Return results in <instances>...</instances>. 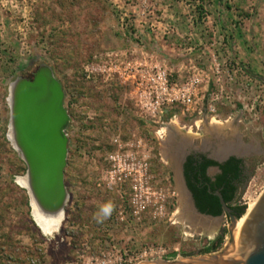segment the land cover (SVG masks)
I'll return each instance as SVG.
<instances>
[{
	"label": "rangeland",
	"instance_id": "374dc122",
	"mask_svg": "<svg viewBox=\"0 0 264 264\" xmlns=\"http://www.w3.org/2000/svg\"><path fill=\"white\" fill-rule=\"evenodd\" d=\"M42 64L70 115L53 236L33 222L8 136L10 85ZM175 138L201 153L238 140L252 149L239 201L263 194L264 0H0V264H156L231 248L227 215L207 219L212 234L175 221Z\"/></svg>",
	"mask_w": 264,
	"mask_h": 264
},
{
	"label": "water",
	"instance_id": "95a60500",
	"mask_svg": "<svg viewBox=\"0 0 264 264\" xmlns=\"http://www.w3.org/2000/svg\"><path fill=\"white\" fill-rule=\"evenodd\" d=\"M12 84L15 85V92L10 105V124L11 122L14 124V129L25 148L30 167V182L33 186L32 192H29L30 206L32 207L31 201L34 196L44 214V210L59 208L64 214L63 204L69 197L65 185V169L69 153L67 129L70 124V115L65 107V91L53 69L46 64L40 65L32 77H19ZM219 144L224 148L239 147L241 152L229 149L217 156L214 154V149ZM219 144L204 150V153L208 151L209 158L220 164L231 157L244 159L252 151L238 140L234 144L220 143L219 140ZM168 152L172 153L178 179L195 214L215 220L225 215L230 217L231 248L214 255L190 256L176 261H159L156 264H264V192L247 219L239 238V245L234 247V231L238 221L246 213L241 218L232 215L222 194L217 192L215 195L219 198L224 213L219 217L202 214L187 188L183 170L187 156L191 152L200 151L185 139L175 138L168 145Z\"/></svg>",
	"mask_w": 264,
	"mask_h": 264
},
{
	"label": "trees",
	"instance_id": "16d2710c",
	"mask_svg": "<svg viewBox=\"0 0 264 264\" xmlns=\"http://www.w3.org/2000/svg\"><path fill=\"white\" fill-rule=\"evenodd\" d=\"M203 15V14H202ZM28 67H18L17 71H24ZM202 159L201 163L199 162ZM243 160L231 157L226 163L220 164L206 156H190L184 167V176L189 190L192 192L197 209L205 215L219 217L224 213L220 200L213 193L220 191L228 204L231 214L241 218L247 210L246 205L239 201L240 189L245 186L248 175L243 167ZM210 166H218L222 173L216 177V182L211 183L207 176V169ZM224 235L210 246L204 249V253H212L222 245Z\"/></svg>",
	"mask_w": 264,
	"mask_h": 264
},
{
	"label": "bare ground",
	"instance_id": "6f19581e",
	"mask_svg": "<svg viewBox=\"0 0 264 264\" xmlns=\"http://www.w3.org/2000/svg\"><path fill=\"white\" fill-rule=\"evenodd\" d=\"M14 92H15V85L11 84L10 88H9V99H8V103L9 106L12 104L13 102V97H14ZM14 124L11 122L10 127H9V139L15 149V151L19 154V156L21 157V159H23V161L26 164V168L27 171L25 173V175L23 177L20 178V181H18V185L19 187L26 189L29 195V192H32V182L30 179V167L28 164V159L26 156V151L24 146L22 145L20 138L18 137V134L16 133L15 129H14ZM237 151H240V148L236 149ZM225 150H221L220 152H225ZM228 151V150H227ZM219 152V151H218ZM217 154H222V153H218ZM174 163V167L176 168L175 165V161H173ZM177 172V171H176ZM34 185V184H33ZM179 193H180V206L179 209L177 210L176 214H175V221L177 223L183 224L184 226L186 225V228L188 227V224L190 225V227L192 226H196V227H203L205 230H207V232H209L210 234H212L213 229H214V221H210L207 220L209 218H199L195 212L193 211V208L190 204L189 199L187 198L186 193L184 192L183 188L180 187L179 188ZM30 197V196H29ZM32 201H31V209H32V218H33V222L35 223V225L39 228V230H41V232L45 235H54L57 234L60 231L62 222L64 220V214H62L61 212V208L56 209V210H44L45 214L40 210L36 199L34 198V196H32ZM260 197L257 200L251 201L248 204V208L246 211V214L240 219V221L237 223L235 232H234V239L237 236V234H242L244 226L247 222V219L249 217V215L252 213V211L254 210V208L257 205V202L259 201ZM31 200V199H30ZM67 198L64 201L63 206L66 205L67 203ZM174 221V222H175ZM190 229V228H189ZM189 235V234H188ZM239 239V238H238ZM237 239H235V243H234V247L238 246L239 242ZM237 243V244H236Z\"/></svg>",
	"mask_w": 264,
	"mask_h": 264
},
{
	"label": "flooded vegetation",
	"instance_id": "af4514ba",
	"mask_svg": "<svg viewBox=\"0 0 264 264\" xmlns=\"http://www.w3.org/2000/svg\"><path fill=\"white\" fill-rule=\"evenodd\" d=\"M239 148V147H238ZM226 149V151L227 150H229V149H237V148H234V147H231V148H228V147H222V146H218L216 149H214V154L215 155H217V156H219V155H221V154H217V152L218 153H223V152H220L221 150L223 151V150H225ZM237 151V150H236ZM237 152H239V151H237ZM206 156V158H208V159H210L209 158V156H208V154L207 153H201V152H195V153H191L190 155H188L187 156V159H186V161H185V163H184V166H183V170H184V167H185V164H186V162H187V160H188V158L190 157V156H194V157H198V156ZM202 159H200V163L202 162L201 161ZM212 160V159H211ZM243 160V167L245 168V173L247 174V168H248V164H247V162L244 160V159H242ZM228 161V160H227ZM226 161V162H227ZM226 162H224V163H226ZM224 163H222V164H224ZM222 173V170H221V168L220 167H218V166H210V167H208V169H207V176L209 177V178H211L210 180H211V183H214V182H216V177L218 176V175H220ZM185 177V176H184ZM185 182H186V179H185ZM247 182H248V180H247ZM246 182V183H247ZM186 185H187V182H186ZM187 188H188V186H187ZM189 189V188H188ZM190 191V190H189ZM191 192V191H190ZM217 192H220V191H216L215 193H217ZM215 193H213L214 195H215ZM191 194H192V192H191ZM193 196V195H192ZM216 196V195H215ZM210 216V215H209ZM229 217V216H228ZM230 218V217H229Z\"/></svg>",
	"mask_w": 264,
	"mask_h": 264
},
{
	"label": "clouds",
	"instance_id": "9594fccd",
	"mask_svg": "<svg viewBox=\"0 0 264 264\" xmlns=\"http://www.w3.org/2000/svg\"><path fill=\"white\" fill-rule=\"evenodd\" d=\"M114 210L115 204L113 201L109 200L100 206L99 210L94 214V218H96L98 222H103L111 216Z\"/></svg>",
	"mask_w": 264,
	"mask_h": 264
}]
</instances>
